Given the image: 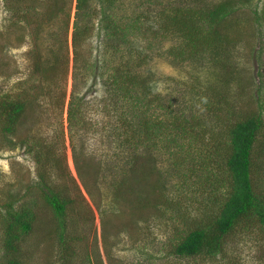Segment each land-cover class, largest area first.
<instances>
[{
  "label": "rangeland",
  "instance_id": "rangeland-1",
  "mask_svg": "<svg viewBox=\"0 0 264 264\" xmlns=\"http://www.w3.org/2000/svg\"><path fill=\"white\" fill-rule=\"evenodd\" d=\"M55 1L0 0V99L19 97L25 101L23 119L14 131H2L4 117H0V217L5 214L4 203L10 200L15 210L26 206L37 217L22 243L27 248L23 252L30 255L28 264H97L99 258L98 264H263L257 256L259 239L247 232L225 246L223 257H216V261L200 262L198 257L190 260L169 253V244L175 243L184 230L176 208L180 205L184 211L187 203L190 215L196 216L207 203V184L213 176L201 161L204 151L210 148L209 134L192 143V135L186 134L180 146H174L175 140H168V135L175 112L180 113L176 104L202 117L205 105L210 104L206 96L213 93L212 89L226 94L224 102L209 100L219 110L233 104L238 112L239 107H251L256 101V88L246 81L251 74L264 73V0L237 4L234 16L241 32L227 51L220 50L215 65L209 62L207 51L199 52L201 57L193 60L177 62L185 46L184 38L175 29L159 33L155 30L157 24H165V13L170 9L218 0H120L111 10L104 7L107 20L101 18L99 0L89 3L87 15L79 14L76 0H58L56 15H46L42 26L34 28L36 24L24 18L23 15L43 13ZM76 20L80 28H89L90 35L80 43L75 62L71 37ZM105 21L118 24L125 33V27L130 31L138 25V29L129 32L125 42L114 41L111 43L116 45L111 46L102 28ZM35 51L43 59V73L33 70ZM122 71L134 74L140 83L149 82L148 97L153 99L152 94H156L158 99L144 105L145 117L154 122L161 119L165 128L152 153L173 202L166 207L164 200L157 207L158 214L144 208L142 219L136 218V213L112 212L115 204L121 205L124 212L127 208L130 211L129 203L114 199V185L136 156L142 159L131 144H118L128 123L120 113L131 109L130 102L122 98V90L113 84V75L117 83L123 81ZM233 75L235 79H231ZM224 79H228L226 85ZM196 91L199 96H194ZM263 94L264 87L260 97ZM76 97L82 98L79 117L83 120L70 126L68 107ZM173 97L177 100L170 105ZM160 99L167 112L157 105ZM204 116L206 122L207 115ZM175 122L183 124L179 116ZM199 131L195 129L194 133ZM259 156V170L264 173V153ZM73 157L78 164L85 160L94 168L100 164L98 178H88L94 187L93 197L83 188ZM43 181H50L53 191L68 199L64 214L70 221L69 228L74 226L70 233L75 237L70 241L75 249L70 250V256L64 253L63 243L47 234L55 233L58 218L45 199L48 188ZM95 202L105 212L103 223ZM2 237L0 229V258ZM83 256H88L89 262Z\"/></svg>",
  "mask_w": 264,
  "mask_h": 264
},
{
  "label": "trees",
  "instance_id": "trees-1",
  "mask_svg": "<svg viewBox=\"0 0 264 264\" xmlns=\"http://www.w3.org/2000/svg\"><path fill=\"white\" fill-rule=\"evenodd\" d=\"M91 1L93 0H76V8L80 11L79 14L87 15L85 9ZM117 1L120 2V0H99L100 8H102L100 10L102 20L109 19L104 7H110L111 10ZM249 1L218 0L213 3H203L201 1L203 3L201 6L175 7L170 9V12L165 13V24H157V30L155 31L159 33L160 30L170 31L175 29L184 38L185 46L180 49L179 61L177 62L193 60L195 56L201 57L199 52L207 51L209 62H214L213 65H215L218 62L217 57L220 55V50L227 51L228 46L237 41L241 32L239 20L234 16L238 8L237 4H246ZM55 2L53 4L49 3L43 13L23 16L26 20L29 19L28 21L32 20L36 24L34 28H38L42 26V21L46 15L50 13L56 15L57 10H59V1L56 0ZM262 14H264V8H262ZM102 28H104L105 38L109 40L110 45L115 46L116 44L111 42H125L127 34L133 30L136 32L138 25L133 26L130 31L128 27H125L128 30L127 33L123 32L118 24L115 25L111 21H105ZM88 31L87 26L80 28L76 20L71 37L75 62L78 59L80 43L90 35ZM198 57H196V60H198ZM33 59L34 72L43 73L44 68L41 67L43 59H41L38 51L34 52ZM122 73H124L123 81L120 80L117 83L118 79L113 75V84H116L122 90V98L130 102L129 108L131 109H125L120 113V115L123 114L124 119L128 120V123L123 131V136H119L121 140L118 144L126 147L131 144L134 152L142 154V161L139 159V155L136 156L130 167L122 171L117 186L114 185V199L119 198L122 203H129L130 211L127 208V211L124 212L121 205L115 204L116 208L112 212L117 215L136 213L139 216L136 218L142 219L141 211L144 208L151 209L150 214H158L157 207L164 200L166 203L163 205H166V207H170L173 202L170 201L171 197L166 192L163 175L157 168L156 158L152 153L156 149L157 140L161 138L160 135L165 128L161 119L154 122L149 116L145 117L144 105L147 106L148 102H154L155 99H158L156 94H152L153 99L148 97L151 91L149 82L142 81L140 83L134 74L127 71H122ZM255 76L258 78V84L254 82ZM235 77L233 75L231 79H235ZM195 78L197 81L198 77ZM226 81L224 79L225 85ZM246 84H254L257 99L251 107L248 105L250 101H248L247 107H239L238 112L234 109L233 104H229L228 107L222 108V110L212 106L213 103L209 101L210 99L224 102L226 96V94L214 89H212L213 93H208L206 96V100L210 104L205 105L202 117L195 114L191 115L188 108L185 112L184 109L180 108L179 103L176 104V108L180 113L175 112L176 115L169 124L170 133L168 135L166 132V137L168 135V140H175L174 146H180L179 143L183 142L186 134L192 135L191 143L193 140L198 141L199 137L203 138L206 133L209 134L207 141L210 142V148L204 151L201 161L206 170L211 169L210 176L213 177L207 184L210 188V193L205 199L207 203L197 210L196 216L190 215L191 212L188 211L186 201L184 211L180 210L182 209L180 205L176 208V211H179L176 216L179 222L183 223L184 230L181 229L182 234H179L175 243L172 244L171 242L169 244V253L174 256L190 260L198 257L200 262L203 260L216 261V257H223L225 246L233 239L235 240L238 234L242 235L247 232L259 239L257 256L258 260L264 264V173H260L259 170V162H261L259 153H264V94L260 97L264 87V73L259 72L255 75H249ZM198 94V91H196L194 96H199ZM240 97L241 91L238 98ZM144 99H146L145 103H143ZM176 100L173 97L169 104L172 105ZM236 101L238 99L234 100L233 103ZM223 104L227 103L221 105ZM157 105L165 108L167 112L162 99L158 100ZM81 106V97L71 99L70 107H68L70 126H74L83 120V117H79ZM24 109L25 101L19 97L0 99V117H4L2 131L8 133L14 131L19 120L23 119ZM204 115H207L206 122L204 121ZM178 116L182 118L183 124H176L175 120ZM163 120L166 122L164 118ZM191 121L194 123H191ZM166 128H168L167 125ZM195 129L201 131L194 133ZM200 132L201 135L198 136L197 134ZM166 139L164 138V140ZM141 148L143 149L139 151ZM73 159L76 173L83 188H85L88 195L93 197L94 187L92 181L89 182L88 178H98L99 172L102 170L100 164L94 168L86 160L78 164L77 158L73 157ZM65 173L68 175V171H65ZM42 185L48 188L45 199L58 218L55 233L47 234L53 235L58 243H63L65 245L62 246L65 249L64 253H68L70 256V250L75 251L70 241L75 237L70 233L74 230V226L72 225L69 228L70 221L65 219L64 214L69 203L68 199L60 197L57 192H54L50 181H43ZM4 204L5 214L0 217V229L3 233L0 264H28L27 258L30 255L23 252L27 248L23 247L22 243L33 229V222L38 221L37 217L26 206H21L15 210L12 200ZM95 205L99 209V215L103 223L105 212L100 209L97 202H95ZM74 218L77 219L78 215ZM83 258L88 262L90 260L88 256H83ZM99 262H101L100 258L98 259Z\"/></svg>",
  "mask_w": 264,
  "mask_h": 264
}]
</instances>
